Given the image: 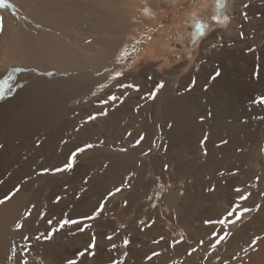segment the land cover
Here are the masks:
<instances>
[{"label":"bare ground","instance_id":"1","mask_svg":"<svg viewBox=\"0 0 264 264\" xmlns=\"http://www.w3.org/2000/svg\"><path fill=\"white\" fill-rule=\"evenodd\" d=\"M153 2L7 0L14 7L0 8V264H25L33 251L45 264H72L81 225L106 219L133 236L155 219L145 234L167 232L170 260L181 264L192 238L203 239L199 252L211 244L206 222L234 185L260 213L239 230L231 222L224 250L210 249L227 261L245 248L240 264H264V0L220 4L196 59L191 52L164 71L145 59L115 75L109 67L131 18L141 5L155 11ZM73 153V169L56 171ZM65 219L78 223L60 228ZM132 241L120 246L134 260L125 264H139ZM99 259L94 250L82 264Z\"/></svg>","mask_w":264,"mask_h":264},{"label":"rangeland","instance_id":"2","mask_svg":"<svg viewBox=\"0 0 264 264\" xmlns=\"http://www.w3.org/2000/svg\"><path fill=\"white\" fill-rule=\"evenodd\" d=\"M224 1L225 0H223V3ZM153 5H155L156 10L152 13L146 15L147 8L145 4V6L141 5L139 9L140 13H137L140 16L131 18L128 28V40L126 44H124V46L119 50L117 58L113 59L112 66L109 67L111 68L110 71H114L113 73L115 75H117V73L131 71L132 68L136 67V65L143 64L145 59L152 60L155 62V64H159L157 68L161 71H164L165 68H172L180 63L190 60L191 52H193L194 59H196L199 55L198 50H196V44L206 39L219 22L218 18L220 4L218 3V0H154ZM245 23L246 25H251L252 22L246 21ZM197 25H202V27L198 28ZM248 31H252L254 33L256 32V29L250 26ZM159 43H162L160 47L162 51L161 54L154 58H148L146 51L153 45H157ZM125 52L126 55H124ZM165 61H168V65H166ZM260 128H264V124L261 125ZM262 146L264 145H261V147ZM158 149L160 150V148ZM159 167H163V169L166 168L165 166ZM253 171L255 173V170ZM161 177L162 176L159 177L158 181L160 184L164 181V178ZM237 188L240 189L238 185L231 187V190L227 194V203L223 206L217 208L215 207V217L213 220H210L218 221L224 219L225 223L206 224V227L208 228L207 232L210 233L211 236L209 238L213 239L214 243L212 240L211 244L207 242L209 244L207 249H204V251L201 250L199 252V247L204 241L200 236H195L192 238L188 248L185 250L183 258L180 262L181 264H217L216 259L220 255L216 256L212 252L220 248V251L224 250L221 246L223 239H221L222 242L219 243L220 246L219 244H216V249L214 250L212 243L215 244V241L219 239L220 236L224 234V232L226 234V229L228 230L227 227H230L231 222L234 224L231 225V228H233V230H239V228L243 227L246 223L251 222L252 218H255V216L259 215V209H261L262 206L258 205L259 203H257V201L251 197V194L248 197L246 196L247 198L243 199L242 201L241 197L245 195H243L241 191V194L240 192L236 191ZM157 189L159 192L165 191V188L162 185ZM257 192L259 193L260 191ZM253 197L256 198V195H253ZM245 200H247V202ZM240 201L242 203H240ZM243 205L246 207H243ZM244 209H250L251 212H244ZM229 212H232L233 215L229 216ZM255 219H253V221ZM106 220L108 221H106L104 224H101L102 222L99 223L100 221H98L97 224L90 223V225H87L88 223H86V225H81L78 230V234L82 235V238L79 240V244L77 245V253L72 259V264H82L84 261L86 262V257L89 256L94 250L99 253V260L102 262V264L105 262L108 264H115L116 261H119L120 264L131 263L134 260L131 259L129 261L130 258L128 259L127 256L123 254V249L120 248V246H127L123 243V240L133 242L132 239H134L138 243L137 245L141 247L138 260L136 259L139 264L175 263V261L171 262L172 260H170L171 258L169 254L170 251L173 253L174 249L172 248L174 247L170 248L169 246L171 245H168V235H166L167 232L160 230L159 234H145L146 230L153 225V223L150 221L155 219L142 224L139 227L140 234L137 236L122 234V232L119 230L112 228L110 219ZM101 221H103V219H101ZM262 232H264V229ZM93 237H95L96 245L94 247H90V245L93 243ZM108 237H111V239ZM113 245L116 247L113 248ZM26 246H29V244ZM209 249L212 255L210 254ZM244 249L245 248L239 250V252H237L235 255L231 254L230 258L226 256L225 260H227L228 257L227 261H224V259L222 260L226 254L222 253L220 256L221 259H218L221 261H218V264H234V262L235 264H240V258H238V255L240 256V254L238 253L242 251V254ZM210 256L211 260H213L215 257V260H213L212 263L208 261L210 260ZM235 256L238 258L237 260ZM25 259L27 264H45V262L39 259L38 255L34 251L27 255ZM53 262L57 264L67 263L65 257H58L56 260L54 259Z\"/></svg>","mask_w":264,"mask_h":264},{"label":"snow or ice","instance_id":"3","mask_svg":"<svg viewBox=\"0 0 264 264\" xmlns=\"http://www.w3.org/2000/svg\"><path fill=\"white\" fill-rule=\"evenodd\" d=\"M218 3L219 4H222L223 3V0H218ZM9 7H14V5H11V4L7 3V0H0V8H9ZM197 27L200 28V27H202V25H197ZM2 30H3V17L0 16V32H2ZM124 55H126V52H125ZM121 75H122V73H117V76H121ZM217 75H219V73H217ZM5 83L7 84V81H5ZM163 86L164 85L162 83L159 85L160 88H162ZM121 87L135 88L137 86H135V85H121ZM137 90H138V88H137ZM113 99H116V98L113 97ZM261 102H264V98H261ZM94 118L95 117H92L91 119H94ZM141 139H142V137H141ZM205 139H206V137H205ZM87 147H92V145H88ZM83 150L84 149H78L77 151L78 152H82ZM75 159H76V153H73L72 156L69 158V161L65 164L64 168H62V169L61 168H58V169H56V171H71L73 169L74 165H75ZM18 190L19 189H17V191ZM117 191H119V189H117ZM236 191L239 192V191H241V189H236ZM246 198H247L246 196L241 197L242 200L243 199H246ZM0 203H4V201H0ZM243 211L244 212H247V211H250V209H244ZM96 215H99V212H97L95 215L89 217L88 219H95V216ZM228 215L231 216V215H233V213L232 212H229ZM49 223H51V221H49ZM77 223H78V221H76V220H67V219H65V220L62 221V223L59 225V227L60 228H63L65 225H68V224H77ZM206 223H209V224H211V223L224 224L225 223V220L224 219H221V220H218V221H207ZM21 227H22V225H21ZM108 238L111 239V237H108ZM37 239H40V237H37ZM45 239H51V237L50 236H46ZM221 239H224V236L223 235H221L220 238L216 240L215 244L212 245L213 249H215L216 244H219L220 243V240ZM259 239L260 238L257 237L256 238V241H258ZM256 241H254L253 242V245H251V246L254 247ZM124 243H125V245H127L129 243V241L125 240ZM94 246H95V237H93V243H92V245H90V247H94ZM115 247L116 246L113 245V248H115ZM25 264H27L26 261H25ZM70 264H71V262H70ZM115 264H120V262L119 261H116Z\"/></svg>","mask_w":264,"mask_h":264}]
</instances>
